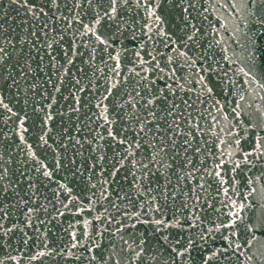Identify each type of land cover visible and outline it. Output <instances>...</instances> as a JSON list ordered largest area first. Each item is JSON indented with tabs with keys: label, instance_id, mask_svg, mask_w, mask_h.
Masks as SVG:
<instances>
[{
	"label": "snow or ice",
	"instance_id": "6c2138e0",
	"mask_svg": "<svg viewBox=\"0 0 264 264\" xmlns=\"http://www.w3.org/2000/svg\"><path fill=\"white\" fill-rule=\"evenodd\" d=\"M8 3L0 264H264V0Z\"/></svg>",
	"mask_w": 264,
	"mask_h": 264
},
{
	"label": "water",
	"instance_id": "95a60500",
	"mask_svg": "<svg viewBox=\"0 0 264 264\" xmlns=\"http://www.w3.org/2000/svg\"><path fill=\"white\" fill-rule=\"evenodd\" d=\"M0 6H2L7 12V15L4 18L5 27L14 28V29H16L17 32H22L23 28L28 26L27 24L23 23V20L25 19L23 13L22 12L18 13L16 11V6L15 5L10 6L8 3V0H0ZM212 51L216 52V58L219 59V56L221 55V53H219L215 49H213ZM210 55H211V53H210ZM229 55H231V53H229ZM213 80L218 81L219 78L214 76ZM222 90H223V92L227 91V88L223 84H220L215 89L216 93H222ZM261 94L264 95V93H261ZM216 98L219 99L222 104H224L226 102L225 96L223 94L217 95ZM228 99L230 100L231 97H229ZM253 171L255 172L256 170L254 169ZM251 174L252 173H249V175H251ZM240 179L243 182V180H244L243 175L240 177ZM241 191H244V189L241 188ZM61 219H65V218H61ZM60 231H61V229L59 226L53 227V229H52L53 234L58 235L60 233ZM51 239L55 240L56 235H52ZM13 243L15 244V241H13ZM37 250L38 249H36L35 246L32 244V242L30 241L28 246L21 245L19 248V251L13 252L12 254L14 256H17L18 258H20V264H56L55 261H52L48 257H45L43 262L40 260H36V261L31 260L30 259L31 255ZM11 251H12V249H10V248L0 249V257H3L7 252H11ZM7 264H12V262H7ZM60 264H63V262L61 261Z\"/></svg>",
	"mask_w": 264,
	"mask_h": 264
}]
</instances>
